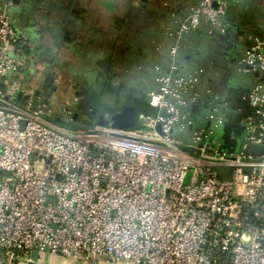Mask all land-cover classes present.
<instances>
[{
	"label": "built area",
	"instance_id": "2783aa9c",
	"mask_svg": "<svg viewBox=\"0 0 264 264\" xmlns=\"http://www.w3.org/2000/svg\"><path fill=\"white\" fill-rule=\"evenodd\" d=\"M227 6L197 0L166 27L176 40L170 71L156 68L158 89L144 95L156 113L132 130L51 122L48 96L29 88L33 62L13 6L0 7V264L42 253L92 264H264V41L249 36L241 60L261 79L239 152L215 138V111L195 131L182 111L199 99L204 72L178 73L181 41L202 27L226 34ZM61 115L72 120L67 108Z\"/></svg>",
	"mask_w": 264,
	"mask_h": 264
},
{
	"label": "crops",
	"instance_id": "0c3cea01",
	"mask_svg": "<svg viewBox=\"0 0 264 264\" xmlns=\"http://www.w3.org/2000/svg\"><path fill=\"white\" fill-rule=\"evenodd\" d=\"M23 1L30 8L13 6L12 16L33 62L28 79L32 95L48 96L55 120L50 121L56 125L72 126L79 115V124L93 128L102 116L110 122L128 106L142 113L136 104L158 89L156 68L162 74L170 71L169 52L176 40L166 27L175 29L173 22L181 21L197 0H115L111 8L103 0ZM227 2V33L209 36L202 27L181 41L178 56L180 75L205 73L195 87L199 99L183 114L194 131L209 124L213 111L223 118L215 126V138L224 151L223 136L230 134L237 142L239 132L243 138L245 120L253 114L248 95L261 79L242 70L241 60L252 46L248 37L264 41V0ZM64 108L72 120L61 115ZM21 264L76 263L42 253Z\"/></svg>",
	"mask_w": 264,
	"mask_h": 264
},
{
	"label": "water",
	"instance_id": "95a60500",
	"mask_svg": "<svg viewBox=\"0 0 264 264\" xmlns=\"http://www.w3.org/2000/svg\"><path fill=\"white\" fill-rule=\"evenodd\" d=\"M40 0H37L36 2L39 3ZM12 4L14 6L17 7H25V8H30V4L28 3V1H23V0H0V7L2 5H9ZM250 36H254V35H250ZM205 73H203L204 76ZM9 77L11 78V73H9ZM1 84H0V88H1ZM137 103L141 104V107L144 109V113H140L138 110H136V108H133L131 106H128L123 115L117 114L115 115L112 120L109 122L108 120H106V118L104 116H102L100 118L99 121V125L98 126H106L108 124H112L113 127L115 128H120V129H124V130H132V129H136L139 127L140 122H139V116L141 114H144L146 116H150L151 114H154L156 111L154 109L149 108V98L146 96H142L141 101H138ZM79 120V115H75L73 117V123L71 126V130H79V129H90V128H82L78 124ZM209 125V124H208ZM207 125V126H208ZM225 144L228 145H235L236 144V140L234 138L231 137L230 134L226 135L225 138ZM183 151H186L188 153H193L194 151L189 148V147H182L181 148Z\"/></svg>",
	"mask_w": 264,
	"mask_h": 264
},
{
	"label": "rangeland",
	"instance_id": "374dc122",
	"mask_svg": "<svg viewBox=\"0 0 264 264\" xmlns=\"http://www.w3.org/2000/svg\"><path fill=\"white\" fill-rule=\"evenodd\" d=\"M49 120H52V121H55L54 119H52V118H48ZM70 119H71V117H70ZM67 123V122H66ZM66 123L65 122H63V123H60V126H62V127H66L67 129H72L71 128V125H69V126H67L66 125ZM72 125L74 124V123H76V122H70ZM78 124H79V120H78V122H77ZM83 123V122H82ZM80 127H82V128H88V127H90V126H92V124H84V125H79ZM237 136V138H238V141L236 142V147H235V145H228V144H225L226 146H227V148H225L227 151L226 152H228V153H235V152H239L240 151V149H241V145H242V141H243V138L242 137H240V134H239V132H238V134L236 135ZM225 138H226V135L225 136H223V140L225 141ZM260 150H261V147L260 146H256V145H251L250 147H249V152L250 153H259L260 152ZM220 172L221 173H223V172H226V168H221L220 169ZM23 262H25V261H23ZM80 263H82V262H80ZM76 264H79V263H76Z\"/></svg>",
	"mask_w": 264,
	"mask_h": 264
},
{
	"label": "clouds",
	"instance_id": "9594fccd",
	"mask_svg": "<svg viewBox=\"0 0 264 264\" xmlns=\"http://www.w3.org/2000/svg\"><path fill=\"white\" fill-rule=\"evenodd\" d=\"M103 2L110 8L115 7V0H103Z\"/></svg>",
	"mask_w": 264,
	"mask_h": 264
},
{
	"label": "trees",
	"instance_id": "16d2710c",
	"mask_svg": "<svg viewBox=\"0 0 264 264\" xmlns=\"http://www.w3.org/2000/svg\"><path fill=\"white\" fill-rule=\"evenodd\" d=\"M27 51H28V50H27ZM139 101H141V98H139ZM137 102H138V101H137ZM136 105H139V103H137ZM140 105H141V104H140ZM140 105H139V106H140ZM140 108H141V106H140ZM149 108H150V107H149ZM141 109H142L141 112L144 113V112H143L144 109H143V108H141ZM151 115H155V113H154V114H151ZM151 115H150V116H151Z\"/></svg>",
	"mask_w": 264,
	"mask_h": 264
},
{
	"label": "flooded vegetation",
	"instance_id": "af4514ba",
	"mask_svg": "<svg viewBox=\"0 0 264 264\" xmlns=\"http://www.w3.org/2000/svg\"><path fill=\"white\" fill-rule=\"evenodd\" d=\"M12 5V4H11ZM12 6H14V5H12ZM143 96V95H142ZM142 96H141V98H142Z\"/></svg>",
	"mask_w": 264,
	"mask_h": 264
}]
</instances>
